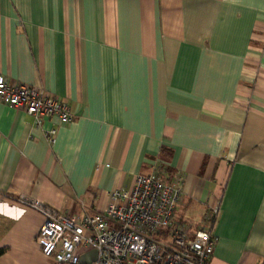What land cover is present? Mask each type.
<instances>
[{
  "label": "crops",
  "instance_id": "obj_1",
  "mask_svg": "<svg viewBox=\"0 0 264 264\" xmlns=\"http://www.w3.org/2000/svg\"><path fill=\"white\" fill-rule=\"evenodd\" d=\"M0 72L73 115L0 101V264H56L20 198L93 215L154 171L192 233L218 210L210 264H264V0H0Z\"/></svg>",
  "mask_w": 264,
  "mask_h": 264
},
{
  "label": "built area",
  "instance_id": "obj_2",
  "mask_svg": "<svg viewBox=\"0 0 264 264\" xmlns=\"http://www.w3.org/2000/svg\"><path fill=\"white\" fill-rule=\"evenodd\" d=\"M0 101L31 116L36 126L47 118L63 125L73 120L65 100L42 88L11 83L1 72ZM44 135L53 145L56 127ZM180 181L176 175L167 181L157 171L139 175L132 188L109 192L104 210L93 215L69 216L36 200L18 201L43 216L36 240L43 256L56 264H80V247L96 250L89 264H210L218 210H212L207 228L192 233L190 224L177 217L184 197Z\"/></svg>",
  "mask_w": 264,
  "mask_h": 264
},
{
  "label": "trees",
  "instance_id": "obj_3",
  "mask_svg": "<svg viewBox=\"0 0 264 264\" xmlns=\"http://www.w3.org/2000/svg\"><path fill=\"white\" fill-rule=\"evenodd\" d=\"M3 252H4V249L0 248V256L2 255Z\"/></svg>",
  "mask_w": 264,
  "mask_h": 264
}]
</instances>
